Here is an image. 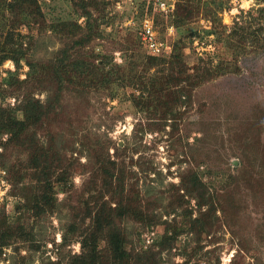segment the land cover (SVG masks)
<instances>
[{
  "label": "rangeland",
  "instance_id": "obj_1",
  "mask_svg": "<svg viewBox=\"0 0 264 264\" xmlns=\"http://www.w3.org/2000/svg\"><path fill=\"white\" fill-rule=\"evenodd\" d=\"M157 1L34 0L27 20L7 5L14 0L0 2V45L14 56L18 49L45 62L61 50L69 61L92 55L110 74L105 83H91V75L65 81L55 109L26 129L54 166L44 212L26 208L42 186L31 149H4L6 135L0 137V217L23 232L3 247L0 264H53L79 254V232L90 229L86 210L102 200L113 206L121 196L131 212L137 209L132 216L113 213L123 247L149 264H264V0H159L170 5L166 12ZM74 2L89 4L94 31L77 50L71 39L87 21ZM144 19L170 46L168 55L144 47ZM218 64L222 74L192 85V75ZM27 69L24 59L0 63L1 106H13L32 86L28 81L16 95L8 71L24 79ZM178 71L182 80L175 83ZM55 87L45 82L31 95L44 103ZM101 159L112 173L111 197H100ZM189 169L213 195L215 210L207 212V195L198 205L197 191L185 187ZM64 231L71 239L63 243Z\"/></svg>",
  "mask_w": 264,
  "mask_h": 264
},
{
  "label": "trees",
  "instance_id": "obj_2",
  "mask_svg": "<svg viewBox=\"0 0 264 264\" xmlns=\"http://www.w3.org/2000/svg\"><path fill=\"white\" fill-rule=\"evenodd\" d=\"M5 0H0V2ZM34 0H14V2H9L7 5L10 7L19 8L20 15H16V17H23L27 20V18L34 15V11L32 8ZM74 4L80 6L85 13L86 16V31L84 30L81 35H78L76 38L71 39V46L75 47V50L88 45V43L94 37L93 28L90 27L89 20L91 19V13L87 10L88 3H76ZM86 6V7H85ZM177 8V6H176ZM33 11V12H32ZM187 14L181 16L180 20L176 22H183L187 19ZM179 24V23H178ZM23 52L18 49V55L14 56L11 49L7 48L4 45H0V63L5 59H11L14 64L18 65L20 59H24V63L27 65V70L25 71V78L19 79L17 72H9L8 77L11 78V85L14 89H17V94L19 95V90L23 89L28 81L32 82V86L30 88H26V91L22 92L20 96L17 97V103L13 106H1L0 105V137L2 134L6 135V138L1 143L2 147L5 149L7 146H14L18 148H29L31 149V167L38 169L37 182H41V192L35 193L32 197V203L30 205L26 204L27 209H33L35 214H40L44 212L48 207H50V200L47 194V190H50L51 182L49 181V174L54 166H51L48 155H46V151H43L41 147H36L35 144L29 141L31 138L29 137L27 128H30L31 125H38L44 119V117L49 113L48 111L55 109V102L58 101L59 96L61 95V90L64 87V82L71 83L72 79H86V77L90 76L89 81L91 83H105L109 82V70L105 69V63L98 64L95 62L96 56L91 55V59L88 62H83L81 60H77L76 58H72L69 61V56L66 55L64 50L56 53L54 57H52L48 61L42 60H32L28 57H25ZM171 57L174 58L176 55L171 53ZM156 58V57H152ZM170 68L173 67V61L170 60ZM169 68V69H170ZM172 70V69H171ZM224 68L221 67L220 64L216 65L213 69L210 67L205 68L203 70L204 75L196 74L192 75V85H199L200 83L207 81L211 78L222 74ZM179 73L174 76V82L179 83L182 79L180 77V73L183 71H178ZM86 76V77H85ZM190 77V76H189ZM45 82H55L56 87L53 91V96H48L45 99L44 103H42L39 99L34 98L31 95L33 89L37 91H44V88H41L43 83ZM8 91V90H7ZM9 91L14 92V90L10 89ZM6 89H0V97H4V93ZM52 98V99H51ZM21 112V118H17L15 112ZM30 143V145H29ZM108 158V157H107ZM39 159V160H37ZM106 159H104L105 161ZM108 160V159H107ZM41 164V165H40ZM38 165L39 168H38ZM101 167V168H100ZM99 168L101 170L102 175V186L104 189L102 191L103 198L106 193L111 197L112 194L108 191L111 184V176L112 173L108 170V166L104 165L103 160H100ZM62 173V172H61ZM62 176H58L57 181L61 180ZM182 182L185 183V187H192L194 191H197V201L198 205H201L199 202V198L201 201H205L204 195H207L208 200H210L211 205L207 207V212L211 210H215V204L213 205V195L209 193L207 187L201 183L200 179L197 176L195 170L189 169L187 174L183 177ZM116 187H120V193L122 192V183L118 178ZM199 188V189H198ZM201 188V189H200ZM26 197V196H24ZM99 197V199H100ZM27 199L25 198L26 202ZM109 199V198H108ZM111 199V198H110ZM203 204H206L203 202ZM93 209V210H92ZM92 209H88L85 212V217H88L91 221L89 223L90 229L89 232L84 229L80 231L79 234L84 235L79 240L80 252L79 254H67L68 257L64 261V258L57 257V259L52 262L53 264H149V259H141L139 254L135 253L130 254L123 247L125 236L114 224V211L118 210L116 216L121 217L124 215L132 216L131 213L137 211V209L132 210L129 204V200L124 196H121L116 200V203L113 206L109 205L108 201H100V203L93 206ZM83 219V218H82ZM197 218H194V222H197ZM200 222V221H199ZM71 226V225H70ZM69 226V227H70ZM72 229V228H70ZM75 231H71V235H73ZM23 234L22 227L19 225H13L9 223L5 218L0 217V253L3 247L10 245L17 241L20 235ZM67 231L62 234L63 243L67 242L71 239L66 237ZM79 236V235H77ZM102 239L104 241V245L102 247H98V239ZM68 239V240H67ZM14 249L16 246L14 245ZM131 260L130 262H128Z\"/></svg>",
  "mask_w": 264,
  "mask_h": 264
},
{
  "label": "built area",
  "instance_id": "obj_3",
  "mask_svg": "<svg viewBox=\"0 0 264 264\" xmlns=\"http://www.w3.org/2000/svg\"><path fill=\"white\" fill-rule=\"evenodd\" d=\"M168 7H170V5L159 0L156 3V8L162 12H166ZM138 33L144 47L149 50V53L152 56H166L170 53V46L166 44V42L158 40L154 37L152 27L147 19L143 20Z\"/></svg>",
  "mask_w": 264,
  "mask_h": 264
}]
</instances>
